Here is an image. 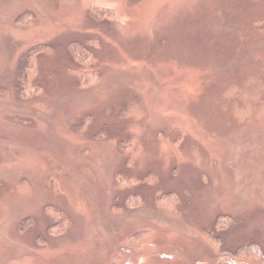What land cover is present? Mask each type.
Returning a JSON list of instances; mask_svg holds the SVG:
<instances>
[{"label": "rangeland", "instance_id": "obj_1", "mask_svg": "<svg viewBox=\"0 0 264 264\" xmlns=\"http://www.w3.org/2000/svg\"><path fill=\"white\" fill-rule=\"evenodd\" d=\"M0 264H264V0H0Z\"/></svg>", "mask_w": 264, "mask_h": 264}, {"label": "trees", "instance_id": "obj_2", "mask_svg": "<svg viewBox=\"0 0 264 264\" xmlns=\"http://www.w3.org/2000/svg\"><path fill=\"white\" fill-rule=\"evenodd\" d=\"M97 10H100V9L97 8V7L92 6L89 9L90 17L91 16H93L94 18L103 17V14L102 13H98ZM83 50H85L83 44H81V43H79V44L78 43H71V44H69V47L67 48V54L75 62L76 61L80 62L81 61V57H82L81 53L83 52ZM33 51H37V50L34 49Z\"/></svg>", "mask_w": 264, "mask_h": 264}]
</instances>
